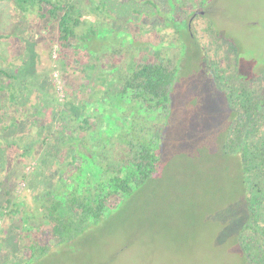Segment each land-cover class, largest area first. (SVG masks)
I'll list each match as a JSON object with an SVG mask.
<instances>
[{"label": "trees", "instance_id": "1", "mask_svg": "<svg viewBox=\"0 0 264 264\" xmlns=\"http://www.w3.org/2000/svg\"><path fill=\"white\" fill-rule=\"evenodd\" d=\"M0 2H12L24 20L30 32L20 33L21 37L38 35L32 51L41 66L54 70L55 63L62 74L64 97H55L56 111L52 118L46 115L47 122L42 125L59 122L64 130L54 134L73 153L66 159L60 157L51 190L35 198L31 208H23L24 201H15V197L2 203L0 214L20 220L19 237L29 251L27 259L10 264L46 263L47 256L56 253L59 257L63 248L75 244L90 226L113 214L129 217L128 206L163 177L170 160L178 165L179 158L186 156L191 162L188 147L182 148L185 154L174 153L171 132L184 120L187 132L193 130L202 137L208 115L202 120L204 113L197 114L205 109L200 106L210 91L214 92L212 102L221 103L216 115L222 124L213 129L217 147L224 156L233 153L238 160V182H234L243 194L248 218L240 232L253 229L252 221L264 208L263 160L257 158L263 145L246 147L257 153H240L238 144L229 142L228 137L233 132L239 133L240 139L257 136L264 144V53L257 60L251 50L245 51L227 34L214 0H164V4L157 0ZM18 34L0 32V40ZM220 41L226 43V50L234 49L231 59L223 47H217ZM207 53L227 64L226 68L211 64ZM8 68L1 60V130L20 125L16 116L9 121L5 103L12 102V110L19 106L26 115L21 105L30 99L23 93L24 87L30 89L28 82L20 80L17 72L9 74ZM228 69L232 73H227ZM226 88H230L227 94ZM51 99L48 96V101ZM29 105L38 108L32 102ZM240 109L246 110L243 116ZM35 116L44 119L43 112ZM49 133L29 143L1 139L0 152L16 148L17 159L30 165L37 159L36 148H43ZM74 159L77 161L69 163ZM3 163L0 169L7 170ZM196 174L202 176L198 170L188 171L185 180L179 171L176 183L190 186L197 182ZM249 175L256 179L259 196ZM195 203L197 200L189 202ZM243 258V264H248L247 254Z\"/></svg>", "mask_w": 264, "mask_h": 264}, {"label": "rangeland", "instance_id": "2", "mask_svg": "<svg viewBox=\"0 0 264 264\" xmlns=\"http://www.w3.org/2000/svg\"><path fill=\"white\" fill-rule=\"evenodd\" d=\"M157 2L164 4V0ZM213 4L227 34L240 42L245 51L251 50L258 60L264 53V0H214ZM18 14L12 2H0V32L19 33L0 40V61L4 60L9 65L6 69L9 74L17 72L20 80L28 82L30 89L24 87L23 93L30 99L27 105H21L25 106L23 111L26 115L19 106L12 110V102L5 103L9 108V121L16 116L20 125L9 130L0 128V140L13 142L21 139L29 143L46 133L51 135L42 149L36 148L37 159L30 165L17 159L16 148H6L5 154L0 152V163L7 165V170L0 169V181L3 182L0 184V207L8 198L15 197V201H24L23 208H31L36 204L35 198L51 190L57 177L59 159L69 158L73 153L54 134L64 130L59 122L55 120L42 125L47 122L46 115L52 118L56 111L53 107L55 97L59 100L64 97L62 74L55 63L52 64L54 70L41 66L35 50L32 51L38 35L21 37L29 30ZM218 44L217 47H223V53L229 59L234 56V49L226 50L224 41ZM27 50L31 53L25 54ZM169 50L172 51L171 48ZM207 60L213 65L220 63L221 69L227 66L208 53ZM227 73L232 71L228 69ZM229 90L226 88L224 91L227 94ZM213 94L210 91L200 106L207 110L202 108L197 114L198 117L204 113L202 120L208 115L202 124L201 138L193 130L186 131L184 120H180L171 132L170 141L176 148L174 153L177 156L185 154L182 148L185 151L188 147L192 154L191 162L186 156L179 158L178 165L170 164V160L163 177L128 206L129 217L113 214L111 218L90 226L75 239V244L63 248L59 257L55 253L47 256L46 263L40 264H52L53 261L56 264H243L244 254L248 256V264L249 261L250 264H264V208L252 221L253 229L240 232L248 218L243 194L234 182L237 181L238 160L233 153L232 156H224L217 147L213 129L218 123L222 124L216 115L221 103L212 102ZM48 96L52 101H48ZM30 100L41 111L32 108ZM240 111L241 116L246 113L244 109ZM36 112H43V121L36 118ZM223 117L227 118V115ZM261 134H264V127ZM228 141L237 143L240 153H257L246 147L263 145L259 151L262 155L258 153L257 158L262 157L264 170V144L259 137L242 136L240 139L239 133L233 132ZM190 170H198L202 174L201 177L195 175L196 183L190 186L176 183L180 180L176 173L183 172L186 180L185 174ZM251 176L250 184H254L259 196L256 179ZM260 177L264 183V173ZM194 200L197 203L190 205L189 202ZM20 227L19 219L13 220L4 212L0 214V264L20 263L28 258L29 251L19 237Z\"/></svg>", "mask_w": 264, "mask_h": 264}]
</instances>
